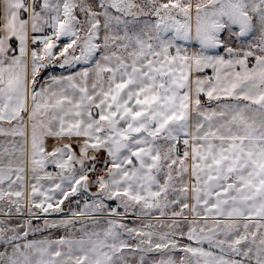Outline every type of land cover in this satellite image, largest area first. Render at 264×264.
<instances>
[{
  "label": "snow or ice",
  "instance_id": "snow-or-ice-1",
  "mask_svg": "<svg viewBox=\"0 0 264 264\" xmlns=\"http://www.w3.org/2000/svg\"><path fill=\"white\" fill-rule=\"evenodd\" d=\"M0 264H264V0H0Z\"/></svg>",
  "mask_w": 264,
  "mask_h": 264
}]
</instances>
